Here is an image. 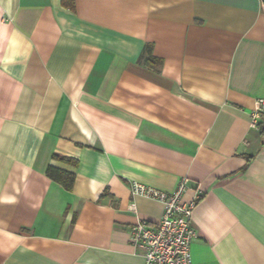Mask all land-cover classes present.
<instances>
[{
    "label": "crops",
    "instance_id": "1",
    "mask_svg": "<svg viewBox=\"0 0 264 264\" xmlns=\"http://www.w3.org/2000/svg\"><path fill=\"white\" fill-rule=\"evenodd\" d=\"M261 98L264 0H0V264H144L182 179L192 264H264Z\"/></svg>",
    "mask_w": 264,
    "mask_h": 264
},
{
    "label": "built area",
    "instance_id": "2",
    "mask_svg": "<svg viewBox=\"0 0 264 264\" xmlns=\"http://www.w3.org/2000/svg\"><path fill=\"white\" fill-rule=\"evenodd\" d=\"M261 112H264V98L254 105L252 123ZM186 182L182 179L170 193L136 181L130 183L133 195L156 199L163 204V213L156 225L137 220L129 228L130 242L143 250L144 264H192L190 247L197 237V230L191 223L194 201H181V195L187 188Z\"/></svg>",
    "mask_w": 264,
    "mask_h": 264
},
{
    "label": "trees",
    "instance_id": "3",
    "mask_svg": "<svg viewBox=\"0 0 264 264\" xmlns=\"http://www.w3.org/2000/svg\"><path fill=\"white\" fill-rule=\"evenodd\" d=\"M62 4L65 7L68 8H73V0H62ZM148 48L143 51L142 55L140 56L139 61H141L146 53L148 52ZM144 64L147 65L149 68L157 71V66L160 64V60L156 59L154 57L151 56H147L145 57V59L143 60ZM259 128H260V132L261 134L264 136V121L259 123ZM55 158H57L58 160L62 161V162H66V163H71L73 165L76 164L75 161L67 158V157H58L55 156ZM47 174L49 175V177L57 182H59L65 189H71L72 185H73V181H74V175L72 173H69L67 171L64 170H60V169H56L54 167H49L47 170Z\"/></svg>",
    "mask_w": 264,
    "mask_h": 264
}]
</instances>
